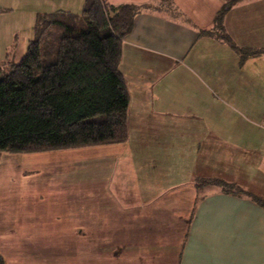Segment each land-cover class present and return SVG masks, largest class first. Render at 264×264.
I'll list each match as a JSON object with an SVG mask.
<instances>
[{
  "label": "crops",
  "instance_id": "crops-1",
  "mask_svg": "<svg viewBox=\"0 0 264 264\" xmlns=\"http://www.w3.org/2000/svg\"><path fill=\"white\" fill-rule=\"evenodd\" d=\"M84 1L0 0V65L24 55L21 27L27 44L38 16L78 15ZM102 1L140 7L118 67L127 140L0 153L17 174L0 185L4 264H264L252 200L264 202V54L241 62L201 35L223 0ZM223 26L239 49H264V0L234 5Z\"/></svg>",
  "mask_w": 264,
  "mask_h": 264
},
{
  "label": "trees",
  "instance_id": "trees-1",
  "mask_svg": "<svg viewBox=\"0 0 264 264\" xmlns=\"http://www.w3.org/2000/svg\"><path fill=\"white\" fill-rule=\"evenodd\" d=\"M243 1L223 0L212 31L201 33L229 44L241 62L264 54V49H239L224 30L225 15ZM139 11L131 4L115 7L85 0L78 15L60 12L36 18L34 36L20 61L0 65V153L126 142L129 97L118 67L121 42ZM202 183L245 194L219 180H197L196 185ZM252 200L264 208L262 200Z\"/></svg>",
  "mask_w": 264,
  "mask_h": 264
},
{
  "label": "rangeland",
  "instance_id": "rangeland-1",
  "mask_svg": "<svg viewBox=\"0 0 264 264\" xmlns=\"http://www.w3.org/2000/svg\"><path fill=\"white\" fill-rule=\"evenodd\" d=\"M26 31L29 29L27 26H24L23 27ZM19 32H21V33H19V46H18V50H20V51H24V49H26L25 48V45H26V43L25 42H22V37L24 36V32H22V27L20 28V30H19ZM27 35H29V37L31 36L30 35V33L29 34H27ZM24 39V38H23ZM3 154H5V153H3ZM7 154H9V153H7ZM11 155H9V157H10ZM9 157H6L5 158V156H2V158L1 159H3V163L5 164H3L1 161H0V170L2 169V173L0 174V178H2L3 179V182H0V185L1 186H3V188L5 189L6 187L4 186V184L6 185H9V182H10V179H11V176H16L17 174L15 173V172H11V171H13L15 168H14V165L12 164V163H14V162H12V157H10V159H8ZM8 159V160H7ZM7 190V189H6ZM67 260V264H68V260H73V257H66V258H63L62 257V259H60V262H64L65 263V261ZM63 263V264H64Z\"/></svg>",
  "mask_w": 264,
  "mask_h": 264
}]
</instances>
